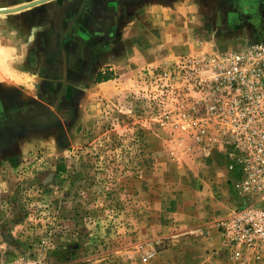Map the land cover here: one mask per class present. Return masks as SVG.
Listing matches in <instances>:
<instances>
[{
    "label": "rangeland",
    "instance_id": "rangeland-1",
    "mask_svg": "<svg viewBox=\"0 0 264 264\" xmlns=\"http://www.w3.org/2000/svg\"><path fill=\"white\" fill-rule=\"evenodd\" d=\"M101 2L105 7L111 4L110 0H0V46L8 45L23 56L27 72L45 71V78L53 76L60 85L68 81L65 73L85 80L90 68L77 61L68 66L63 51L42 48L73 43L67 34L79 23L73 24L72 18L81 8L97 16L108 14L99 7ZM119 3L122 10L116 17L122 25L136 19L160 30L168 22L188 36L190 51L173 57L169 43H163L160 55H170L139 68L120 100L103 102L97 115L73 130L71 140H60L54 149L32 147L0 157V264L211 262L194 256L193 246L185 248L188 257L177 252L183 250L175 238L178 213L168 207L180 191L186 190L184 198H193L189 185L198 168L207 169L211 160L221 163V170L226 167L215 150L197 152L191 139L165 120L164 112L180 98L176 64L181 57H221L264 38L257 34L264 29V0H115ZM50 30L57 34L50 37ZM85 41L78 38V44ZM144 46L136 42L137 49ZM5 52H0V62ZM50 55L60 61L50 65ZM38 58H45L46 66H40ZM172 68L174 77L164 79L162 71ZM2 73L0 68L3 77ZM39 77L42 82V73ZM39 82L33 90L41 88ZM4 96L0 92V98ZM226 172L229 213L235 200ZM222 250L224 264H235L224 246Z\"/></svg>",
    "mask_w": 264,
    "mask_h": 264
},
{
    "label": "crops",
    "instance_id": "crops-1",
    "mask_svg": "<svg viewBox=\"0 0 264 264\" xmlns=\"http://www.w3.org/2000/svg\"><path fill=\"white\" fill-rule=\"evenodd\" d=\"M110 1L111 4L106 7L103 2L99 6L102 10H109L108 14L95 16L96 13L88 12V9L83 12L81 8L72 18L73 24L79 23L67 34L70 41L73 36V43L61 44L59 48L54 44L42 48L63 51V61L68 66L73 65L72 61H77L79 65L90 68V71L86 72V79L89 80L73 79L65 73V79L68 78V81L60 85V82H54L55 77L45 78V71L37 70L39 75L42 73L44 80H39V90H33L32 83L23 75L27 70L20 62V55L14 54L8 45H3L7 55L0 62V68L8 83H1L3 87H0V92L5 95L0 98V157L23 153L32 147L54 149L61 144L60 140H71L73 130L97 115L103 102L120 100L126 89L133 85L132 77L139 68L155 65L170 53V56L175 57L190 51L188 36L186 37L177 26L171 27L167 22L162 29L154 30L143 22H134L136 19L126 26L122 25L120 17H116L120 16L121 4H115V0ZM82 6L84 7V4ZM146 8L148 11L153 9L150 5ZM93 24H96L98 29L96 34ZM51 33L57 34L50 30V37ZM257 34H264V29ZM78 38L88 41L78 44ZM136 42L137 45L145 43V46L139 50L136 48ZM165 42L169 43L170 53L161 56V45ZM52 57L49 56L50 65L60 61ZM38 60L40 66H46L45 58ZM48 74L51 75V72ZM98 74L103 78L100 81L95 80ZM11 81H15L16 86H12ZM215 152L218 153L223 167L226 164L225 157L219 151ZM218 163L211 160L207 169L198 168L192 185H189L193 190L192 199L184 198L183 192L186 190H183L175 199H171L172 205L170 203L168 207L170 211H174V215L178 213L179 221L174 224L177 227L175 238L183 250L177 249V252L188 257L185 248L193 246V255L196 253L201 259H211L208 264L226 263L221 255L223 246L219 233L211 224L212 220L228 213L224 190V172H227L225 167V170H221V163ZM168 244H171L170 238Z\"/></svg>",
    "mask_w": 264,
    "mask_h": 264
},
{
    "label": "built area",
    "instance_id": "built-area-1",
    "mask_svg": "<svg viewBox=\"0 0 264 264\" xmlns=\"http://www.w3.org/2000/svg\"><path fill=\"white\" fill-rule=\"evenodd\" d=\"M176 66L180 98L164 118L200 154L225 157L235 208L214 224L233 263L264 264V39L221 57L185 55Z\"/></svg>",
    "mask_w": 264,
    "mask_h": 264
},
{
    "label": "clouds",
    "instance_id": "clouds-1",
    "mask_svg": "<svg viewBox=\"0 0 264 264\" xmlns=\"http://www.w3.org/2000/svg\"><path fill=\"white\" fill-rule=\"evenodd\" d=\"M2 51H4V49L2 46H0V52H2ZM23 59H24V57L21 56L20 57L21 63H23ZM23 75L27 80H29L32 83L33 87L35 86L36 83L39 82L40 77H39V74L36 72H24ZM0 83H8V81H6L2 76H0ZM11 85L16 86V82L11 81Z\"/></svg>",
    "mask_w": 264,
    "mask_h": 264
},
{
    "label": "trees",
    "instance_id": "trees-1",
    "mask_svg": "<svg viewBox=\"0 0 264 264\" xmlns=\"http://www.w3.org/2000/svg\"><path fill=\"white\" fill-rule=\"evenodd\" d=\"M101 79H103V78H101V76L98 74L97 76H96V81H100Z\"/></svg>",
    "mask_w": 264,
    "mask_h": 264
},
{
    "label": "flooded vegetation",
    "instance_id": "flooded-vegetation-1",
    "mask_svg": "<svg viewBox=\"0 0 264 264\" xmlns=\"http://www.w3.org/2000/svg\"><path fill=\"white\" fill-rule=\"evenodd\" d=\"M96 16V15H95ZM96 18V17H95ZM95 22V21H94ZM94 22H92V21H90V23H94ZM262 39H264V38H262ZM260 40V39H259Z\"/></svg>",
    "mask_w": 264,
    "mask_h": 264
}]
</instances>
